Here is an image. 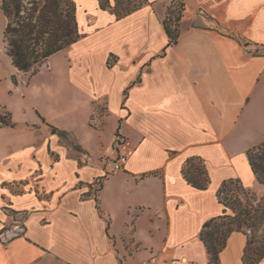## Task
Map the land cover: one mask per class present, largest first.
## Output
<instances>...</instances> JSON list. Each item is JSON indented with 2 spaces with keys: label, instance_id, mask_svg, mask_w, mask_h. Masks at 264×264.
I'll list each match as a JSON object with an SVG mask.
<instances>
[{
  "label": "crops",
  "instance_id": "0c3cea01",
  "mask_svg": "<svg viewBox=\"0 0 264 264\" xmlns=\"http://www.w3.org/2000/svg\"><path fill=\"white\" fill-rule=\"evenodd\" d=\"M74 1L82 36L41 80L12 65L0 29V115L14 123L0 124V264H208L199 232L222 213V182L263 188L246 151L264 141V0H184L169 46L171 0L118 19ZM116 136L134 149L119 171L100 159ZM192 157L204 189L182 174ZM245 242L231 232L220 264H241Z\"/></svg>",
  "mask_w": 264,
  "mask_h": 264
},
{
  "label": "trees",
  "instance_id": "16d2710c",
  "mask_svg": "<svg viewBox=\"0 0 264 264\" xmlns=\"http://www.w3.org/2000/svg\"><path fill=\"white\" fill-rule=\"evenodd\" d=\"M136 1L119 7V0H97V6L101 10H108L118 19L148 2ZM0 10L6 18L3 29L5 52L12 65L25 74L38 72L50 55L70 46L82 36L77 18L78 7L74 0H1ZM185 11L184 0H171L167 6L162 20L168 37L166 46L177 42ZM113 61L109 56L108 66ZM0 124L13 126L14 123L8 114H3L0 115ZM51 130L59 131L54 126ZM246 155L256 182L264 189V141L247 149ZM182 174L196 188L204 189L209 183L206 167L199 158L187 159ZM233 183L241 188L243 198L231 192ZM216 195L223 204L222 213L205 221L199 232V238L209 255L208 264H220V252L233 231L246 235L241 264H257L264 257V193L258 196L238 184V181L230 179L222 182Z\"/></svg>",
  "mask_w": 264,
  "mask_h": 264
},
{
  "label": "rangeland",
  "instance_id": "374dc122",
  "mask_svg": "<svg viewBox=\"0 0 264 264\" xmlns=\"http://www.w3.org/2000/svg\"><path fill=\"white\" fill-rule=\"evenodd\" d=\"M119 1L121 3L119 5V7L126 6L128 3H133V2L135 3V2H137L136 0H132V1H130V0H119ZM0 2H1V0H0ZM87 2L89 3L90 1H82V3H87ZM5 24H6V18L3 16V14H2V12L0 10V29L3 28L5 26ZM193 24H199V22L194 21ZM44 73L45 72L41 73V75H38V72H36L33 75H29V74H27V75L32 78V77H34L37 74L38 75V78L41 80V79H43V74ZM11 79H12L13 82H15L17 80V77H16V74L15 73L12 74ZM38 99L41 100V98H38ZM34 100H35V98H34ZM2 111L3 110L0 109V112H2ZM103 111H104V103H98L96 105V112L94 113V118L96 116H100L103 113ZM107 133H108V131H107ZM107 133H105V135H107ZM62 136L63 137H66L65 134H62ZM68 138L71 139V140H73V138H72L71 135H69ZM116 140H117V136H116V138L113 139L111 145H109L107 147V149L104 151V153L100 156V159L104 163L108 164V167H112V152H111V148L115 146L114 144H115ZM238 184H240V183H238ZM240 185L242 186V184H240ZM249 189L252 190V191H254L258 196L259 195H262L264 193V189L261 188L260 186H257V187H254V188L251 187ZM231 192H233L235 195H238L241 198H243V191L241 190L240 187H238V185L236 183H233L231 185ZM8 213H11V212H8Z\"/></svg>",
  "mask_w": 264,
  "mask_h": 264
},
{
  "label": "built area",
  "instance_id": "2783aa9c",
  "mask_svg": "<svg viewBox=\"0 0 264 264\" xmlns=\"http://www.w3.org/2000/svg\"><path fill=\"white\" fill-rule=\"evenodd\" d=\"M115 146L111 148L112 152V168L114 171L123 170L133 155L134 149L123 139L117 138ZM143 261L141 264H146Z\"/></svg>",
  "mask_w": 264,
  "mask_h": 264
}]
</instances>
